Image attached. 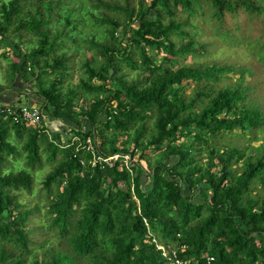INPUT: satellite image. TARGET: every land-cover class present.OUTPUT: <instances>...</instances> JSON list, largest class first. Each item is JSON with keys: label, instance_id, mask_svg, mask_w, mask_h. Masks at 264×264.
<instances>
[{"label": "trees", "instance_id": "obj_1", "mask_svg": "<svg viewBox=\"0 0 264 264\" xmlns=\"http://www.w3.org/2000/svg\"><path fill=\"white\" fill-rule=\"evenodd\" d=\"M74 1L0 2L7 67L17 83L33 78L26 95L44 117L33 126L0 114V264H264V133L243 147L214 143L235 128L264 131V72L252 79L253 66L238 59L195 61L209 38L190 23L212 17L227 41L252 25L246 42L264 64V0H92L85 9L103 25L98 40L75 32L86 19L85 0ZM25 34L35 44L20 47ZM78 38L96 55L83 61L80 89L62 92L72 56L64 39ZM230 70L235 80L215 83ZM17 83L1 106L17 109ZM48 119L64 127L51 130ZM137 149L127 164L123 154ZM43 160L51 167L37 202L21 205L18 191L32 193ZM39 201L45 217L33 224Z\"/></svg>", "mask_w": 264, "mask_h": 264}, {"label": "rangeland", "instance_id": "obj_2", "mask_svg": "<svg viewBox=\"0 0 264 264\" xmlns=\"http://www.w3.org/2000/svg\"><path fill=\"white\" fill-rule=\"evenodd\" d=\"M1 1H6V0H0ZM28 2L30 0H27ZM34 1V0H32ZM65 2H67V0H64ZM69 2H71V0H68ZM92 0H85V4H82V6L80 7V13H78V15L82 18V16L86 19L85 22L83 23L82 21H79L77 28L75 30V32L79 33V36H88L91 33H93L96 37V40H98L100 38V36L102 35V30H103V25L100 23H97L98 25H94L95 23L93 22V25L91 23L90 20V16L88 11L85 8H88V6H90V2ZM121 1V0H119ZM28 2L24 3V7L26 8V6H28ZM75 3L78 2V0L74 1ZM205 3V2H204ZM201 4V9L208 13V10H210V7L207 4ZM77 6H79V3L77 4ZM31 7V6H29ZM24 8V9H25ZM41 11H44V8L40 7ZM102 9V8H100ZM30 12L31 8H29ZM97 9H93L92 11H96ZM227 15V13H226ZM53 16V15H52ZM182 17H185V14H182ZM55 19V18H54ZM54 19L52 20V22L54 21ZM190 23H195L199 26V28L201 27V31H203L205 33V37H208L209 39H212V43L209 39H205L206 42L208 43L205 47V49H199V53H201L202 51L206 53V57H201L200 56H195V61H202L203 59H206L205 61H213L217 64H227L230 61H234V59H238V62L240 63H244L246 64V66L250 67L249 64L251 66H253V71L255 70V73L252 77V79H254V77L259 74V72H264V64L259 63L256 59H254V52H252V48L251 46L246 42L247 38H248V34L252 33V25L250 24H245L244 29H238V31L234 32L233 35V40L234 41H227L221 38V35L219 32H217L216 30V22L214 21V19L211 18H207L206 16L199 15L197 17H191L190 18ZM197 26V27H198ZM69 27H67L66 30H69ZM188 31H191V26L189 25V28L187 29ZM245 35V36H244ZM10 38L12 39V37L10 35H8ZM197 36V35H196ZM34 35L32 34H25L20 47H25V43L27 41H30L28 39H32L29 43V45H33L35 44V39H34ZM198 37V36H197ZM24 41V42H23ZM64 43L66 45V50L67 53H72V56L70 58L69 61V66H68V74L65 76L63 82L61 83V85L59 86V89L63 92L68 90V88H77L80 89V87L77 86V81L81 78L84 77L86 75L85 71L83 70V61L85 58H88L90 55H93V50L89 49L87 47L86 42L83 40L78 38L76 41V45L73 44L72 41H70V39H64ZM85 45V46H84ZM10 46L6 45V44H1L0 45V86L2 87H10L13 83H17V80L15 79V76H12V73L10 72L8 66V58L12 59L13 56H11L10 54ZM95 54V53H94ZM96 55V54H95ZM250 55V57L248 56ZM191 57L190 55H188V58H186V61H190ZM91 62V61H90ZM128 72V76L129 77H134L136 71H126ZM236 75V74H235ZM251 75V68H247V71H245V73L243 74V81L246 79H249ZM32 76L30 74H28V78H31ZM233 80H235L233 78L232 75V71H228L226 72V76L224 78H219L215 81V83L217 84H224L227 82H232ZM29 85L28 82H30ZM92 82H96V80H92ZM35 81L32 79H30L29 81H24L22 83H17L15 84V100L14 102L16 104H28L29 103V96L26 95V90L29 94V92L33 91V89L35 90ZM185 83V92L190 91L191 83ZM32 88V90H31ZM13 91V90H12ZM260 95L264 98V94ZM85 96H83V94L79 93L78 96H74L73 100V104L76 107V105H79L81 103H83ZM31 103V102H30ZM34 104H38L36 102H32ZM39 105V104H38ZM45 116V115H44ZM42 118L43 115H42ZM53 121V119H48L47 123H48V127L49 129L53 130V127L50 125V123ZM62 126V123L60 122V124ZM64 127V125L62 126ZM55 129V128H54ZM58 130L61 129L60 126L59 128H57ZM264 133V131L255 129L253 130V132L248 133L246 131L241 132L240 129L235 128L233 129V131H224L222 132V137L220 138H216L214 143H218L220 145L222 144H228L229 146H237V147H243L244 145L248 144L249 142H252L253 144H256L257 142L261 141V135ZM61 135H67L69 136L70 134L65 133L64 131L61 133ZM254 135V136H253ZM217 141V142H216ZM248 148V146L246 147ZM42 151V150H41ZM139 150L137 149L135 151V153L133 154V157H130V161L136 159V157L138 156ZM146 153L148 154H152V150L149 149L148 151H146ZM205 153V151H204ZM204 153L202 155V158L204 159ZM42 154H45L44 152ZM156 153H154L153 156H155ZM44 161V160H43ZM141 163L143 162V159L140 158L139 160ZM129 164V163H127ZM43 167L36 171L34 174L35 177V181H34V188L32 193H27L25 190H20L18 191V195H17V199L19 200V202L22 204H25L26 206H31L33 204H35L37 202L36 200V196L33 195L34 191H36L37 186L36 183H38L39 179L42 178V175L44 172L48 171L49 168L51 167L46 161L43 162ZM39 212H37L34 216H33V224H37L39 222H41L44 217H45V213H44V207L42 206L43 201H39ZM48 243H55V241L53 242H48ZM29 259V258H28ZM29 264V261H28Z\"/></svg>", "mask_w": 264, "mask_h": 264}, {"label": "built area", "instance_id": "obj_3", "mask_svg": "<svg viewBox=\"0 0 264 264\" xmlns=\"http://www.w3.org/2000/svg\"><path fill=\"white\" fill-rule=\"evenodd\" d=\"M2 104H0V114H3L4 111H6L8 114H11L12 119L14 121L16 120H21L24 121L25 123L29 124V125H36L38 124L39 119L42 117V112H41V108L38 104H34V103H28V104H19L17 106V109L12 110L9 106H1ZM89 137L86 138V141L89 143ZM86 148L91 149V151L93 152L92 148L89 147V145H87ZM118 156V153H113L107 157H102V160H109V159H115ZM97 158H99L98 156H96ZM123 158L124 161L126 163H129L130 157L129 155L123 154ZM172 253V251H171ZM174 255V254H173ZM211 259V256H209L207 258V261ZM181 262V259H179L178 257L173 258L172 260H170L171 264H179Z\"/></svg>", "mask_w": 264, "mask_h": 264}, {"label": "crops", "instance_id": "obj_4", "mask_svg": "<svg viewBox=\"0 0 264 264\" xmlns=\"http://www.w3.org/2000/svg\"><path fill=\"white\" fill-rule=\"evenodd\" d=\"M15 92V91H14ZM2 94H0V97H3V98H6V97H8L9 98V96H10V94H11V91L10 90H8L6 87L4 88V90H2V92H1ZM2 95V96H1ZM2 98V99H3ZM8 100V99H7ZM2 102V101H1ZM50 125L52 126V127H54L55 129H57V128H59V126H60V128H62V126L61 125H59V121L58 120H55V119H53V121L50 123Z\"/></svg>", "mask_w": 264, "mask_h": 264}, {"label": "clouds", "instance_id": "obj_5", "mask_svg": "<svg viewBox=\"0 0 264 264\" xmlns=\"http://www.w3.org/2000/svg\"><path fill=\"white\" fill-rule=\"evenodd\" d=\"M30 103V102H29ZM32 103V102H31Z\"/></svg>", "mask_w": 264, "mask_h": 264}]
</instances>
